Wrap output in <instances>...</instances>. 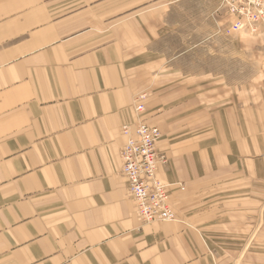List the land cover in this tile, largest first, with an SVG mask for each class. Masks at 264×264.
I'll list each match as a JSON object with an SVG mask.
<instances>
[{"label": "crops", "instance_id": "crops-1", "mask_svg": "<svg viewBox=\"0 0 264 264\" xmlns=\"http://www.w3.org/2000/svg\"><path fill=\"white\" fill-rule=\"evenodd\" d=\"M188 2L0 0V264H264V202L243 132L258 109H240L237 90L216 108V128L231 132L214 168L166 132L207 96L206 81L191 92L175 42L188 48L191 18L205 25L220 0L194 12ZM146 91L174 222H138L120 174V128ZM213 93L218 103L223 91Z\"/></svg>", "mask_w": 264, "mask_h": 264}, {"label": "rangeland", "instance_id": "rangeland-1", "mask_svg": "<svg viewBox=\"0 0 264 264\" xmlns=\"http://www.w3.org/2000/svg\"><path fill=\"white\" fill-rule=\"evenodd\" d=\"M205 1L207 9H212V2L210 0ZM199 5L202 6V2L199 3L198 0H191L185 8L191 9L194 12L200 8ZM231 21V17L227 15L225 9L219 4L216 14H214L213 18L208 17L205 25L203 19L194 16L191 18L192 36L188 48L187 44H184L182 48L181 41L175 42L176 61L178 59L180 61H190L191 92H197L199 82L206 81L207 96L202 102L201 99L195 96L192 97L191 106L185 113H178L179 111L175 110L176 114L173 115L174 118L171 120L166 132L171 141L177 142L178 145L175 146L177 150L185 149L192 150L195 153H204L207 158V168H214V165L218 164V162L213 161L212 155L222 156V153H227V147L222 146V141L224 140V134L231 132L216 128L214 120L215 111L217 107L218 109L225 108L227 100L230 99V91L237 90L233 92V98L238 99L240 109L254 107L253 109L255 111L258 109L260 114L253 130H245L243 132L246 135L248 134L249 140L254 143L253 146L247 147V149L245 147L244 155L255 157L256 159L255 190L257 191L255 197L256 202L263 203L264 129H257V126L264 128V39L260 38L264 32L262 31L256 36L242 31L231 32L228 30ZM200 25L201 35L198 33ZM183 52V58H179ZM184 69L185 73H187V66ZM202 79L206 80L202 81ZM215 89L223 91L222 98H219L218 103H216L213 93ZM150 94L149 91L139 93L133 99L130 108L134 115V123L139 119L144 120V114H146L145 103ZM141 104L143 106V113L138 114L134 109ZM169 120L166 119L165 122ZM186 139L188 141L184 142L183 140ZM159 153L165 156V165H167L168 159L166 155L161 152ZM239 168H243V166L239 165ZM167 187L168 206L174 215V220L170 222H174L176 221V215L169 201V185ZM128 196L131 199L129 194ZM132 204L134 207L133 201ZM134 216L140 222L136 217L135 207ZM257 216L258 213H256V218Z\"/></svg>", "mask_w": 264, "mask_h": 264}, {"label": "built area", "instance_id": "built-area-1", "mask_svg": "<svg viewBox=\"0 0 264 264\" xmlns=\"http://www.w3.org/2000/svg\"><path fill=\"white\" fill-rule=\"evenodd\" d=\"M232 21L231 32L259 35L264 32V0H220ZM142 100V99H139ZM143 113L142 104L134 109ZM125 143L119 153L120 172L125 179L137 219L142 223L170 222L174 215L168 206V187L158 179L165 156L157 151L160 140L158 129L149 126L143 119L121 127Z\"/></svg>", "mask_w": 264, "mask_h": 264}]
</instances>
